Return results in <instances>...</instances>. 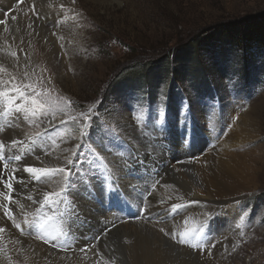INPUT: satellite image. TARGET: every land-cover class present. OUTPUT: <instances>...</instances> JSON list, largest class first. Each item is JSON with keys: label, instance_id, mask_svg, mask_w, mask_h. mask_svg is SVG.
<instances>
[{"label": "rangeland", "instance_id": "374dc122", "mask_svg": "<svg viewBox=\"0 0 264 264\" xmlns=\"http://www.w3.org/2000/svg\"><path fill=\"white\" fill-rule=\"evenodd\" d=\"M45 1L0 0V98L7 96L13 107L20 103L27 107L25 122L12 117L0 124V154H11L12 147L7 144L14 141L18 142L19 150L18 158L0 156V240L6 238V227L14 235L35 239L25 237L22 219L8 218L3 206L7 195L4 185L9 180L26 178L30 172L27 169H32L38 177L51 173L53 176L38 184L33 179L34 184L29 178L23 179L26 181L21 187H16L22 189L25 198L41 202L66 188L73 194L67 195L69 199L76 196L82 218L75 228L78 240L70 241L73 229L68 220H64L67 228L61 226V220L69 215L65 212L58 221L43 225L51 239L39 237L49 243V249L62 255L77 252L81 256L87 249L100 253L97 244L107 232L125 224L140 223L175 248L200 257L212 255L207 257L206 264H264V76L257 79L258 88L242 92L238 77L223 76L219 69L225 63L233 67L244 62L253 70L256 58L252 52L244 57L229 52L232 50L219 44L214 35L229 23L264 13V0H55L61 6L54 0ZM13 12L49 30L56 42L59 35L65 36L62 32L79 29L78 47L69 53L65 51L73 59L70 67L54 66L57 60L50 63L35 42H28L35 55L33 65L17 58L10 63L11 59L3 58L1 41H7L8 33H3L2 27L10 21ZM184 44L194 47L196 53L174 59L168 70L163 63L167 52L172 53L168 49H180ZM63 47L67 50L66 43L57 46L59 51ZM189 56L199 61L194 69L203 68L208 74L211 95L201 92L194 80L186 79L184 62ZM22 65L29 66V70L22 69ZM151 69L153 74L149 72ZM172 70L178 80L169 76ZM130 71H139L150 81L140 84V89L116 88V81ZM248 108L254 112L259 128L253 130L259 135L237 144L234 126L239 113ZM56 127L59 128L57 139L53 138L49 145L21 152L27 138ZM209 131H213L215 143L219 140L216 147L207 146L209 142L205 138ZM84 150L99 158H80ZM210 150L237 156L234 158L239 168L232 193L242 195L241 199L220 205L187 196L182 191L181 169L185 162L198 159ZM196 151L200 154L194 156ZM78 161V168L92 165V171L80 175L74 169ZM162 162H165L163 166ZM105 177L114 183L110 189L116 188L120 193L126 190L144 212L122 216L102 211L107 207L105 201L87 197L83 187L97 180L106 182ZM152 183L155 184L151 191ZM98 189L90 186L87 194ZM233 210L235 214L228 217Z\"/></svg>", "mask_w": 264, "mask_h": 264}, {"label": "bare ground", "instance_id": "6f19581e", "mask_svg": "<svg viewBox=\"0 0 264 264\" xmlns=\"http://www.w3.org/2000/svg\"><path fill=\"white\" fill-rule=\"evenodd\" d=\"M58 1L59 2H61V1L68 2L71 0H58ZM58 1L57 2L55 1L56 5L61 6V4L58 3ZM115 1H121V0H115ZM45 2H47V1H45ZM31 5H32V2H31ZM52 12H55V11H52ZM58 13H59V11H58ZM64 15H65V13H64ZM1 18H3V17H1ZM36 22H39V20ZM44 22H45V20H44ZM37 24H35L33 21H31V19H23L20 17V14L13 12V14L11 15L10 21L2 27V32L8 33L6 36L7 41H1L3 44V52L1 55L3 56V58L11 59L12 61L10 63L16 62L15 59L17 58L18 61H23V62H26L28 64L33 65V63L35 62V60H34L35 55L31 49V47L29 46L28 42H31V44L33 42H35V43L39 44L40 49L43 50V56L45 58H47L50 61V63L54 64V63H56V60H57L58 64H56L54 66L60 67V68L62 67L63 69L69 68L71 65V60H73V59H71L68 56V53L70 51H72L73 49H76L78 47L76 45L78 43L77 35H80L79 29L74 30L75 29L74 28L73 29L74 31L72 33L71 32H62L65 36L59 35V40L56 42L53 39V36L49 30L43 29L42 27H40ZM1 39H2V37H1ZM35 39H37V42L35 41ZM60 43H66L67 50L63 47L64 49H61L62 51H59L57 46L60 45ZM34 51L37 52V49L34 48ZM65 51L68 53L65 54ZM3 62H5V61H3ZM10 65L12 67L15 66L13 64H10ZM21 68L29 70L30 67L26 66V65H22ZM202 108H206V107L202 106ZM213 109L216 110V112L219 114L218 109H216V108H213ZM229 111L230 110L228 109L227 112H229ZM203 113H207V110H203ZM215 114H216L215 112L212 113L213 116H215ZM193 118H194V116H191V119H193ZM191 119H188V121H192ZM234 121L235 120L232 119L231 122L234 123ZM223 126H224V124H223ZM179 127H181V125ZM210 127L212 128V126H210ZM253 127L259 128V125L254 118V112H252V109L250 110L248 108V110L241 111L237 117V124L234 126V131H233L236 143L237 144H239V143L243 144V142L250 141V140L254 139V137H257L259 135L258 134L259 132H257L256 130H253ZM214 128H215V130H217V127L214 126ZM191 131H192V129H191ZM11 137H14V136H11ZM206 137L207 138H205V139H207V141L212 146L216 147L219 140H217L215 143L216 137L214 136L213 131H209L207 133ZM215 147H213V148L215 149ZM204 148H206L207 151L209 150L208 147H204ZM235 148H236V146H235ZM165 153L167 154V151ZM196 154H200V151L194 152V156ZM180 156H182V155H180ZM234 157H237V156L233 155V154L217 153L215 150H210L209 152H207V154L205 153V155H203V156L201 155V157L198 159L190 160L189 162L188 161L185 162V165H183V167H182L183 169H181L182 173H183L182 191L187 193V196L197 197L198 200H202V201L205 200V201H209L208 203H215V204H220V205L225 204V202H228V201H234V200L241 199L243 197L242 195L235 194L237 192L232 193L233 187L235 186V185H233V183L234 184L236 183L235 175H236V173H238V168H239V163L236 160V158H234ZM179 159H181V158H179ZM35 161H37V160H35ZM145 161H147V160H145ZM180 164H181V162H180ZM144 168H148V166L144 167ZM175 168H177V167H175ZM146 170H148V169H146ZM43 173H45V172H43ZM159 189H160V187H159ZM199 203H201V202H199ZM205 210H206V208H205ZM233 214H235L234 210L228 214V217L232 216ZM205 216H206V214H205ZM229 221H230V219H229ZM117 223H118V221H117ZM128 223H130V222H128ZM114 226H116V225H114ZM230 226H232V225H230ZM6 228L4 229L7 231L6 235H5L6 238L4 237L5 238L4 240H0L1 241V243H0V264H206V263H208L207 257H210V256L212 257V255L200 257L199 255L197 256V254L193 255V253L190 254L188 252L182 251V250L178 249L179 247L175 248L174 246L170 245V243L165 242L163 240L164 238L162 239L150 227L145 226V225L140 224V223H134V224L130 223V224H125L123 226L116 227L112 230L109 229L111 231L107 232V234L105 233L106 235L103 238L104 240L102 239L103 241L101 240L97 244V246H100V248H99L100 253L96 252L95 250L91 251V250L87 249V250H84V252H82L81 256L76 254L77 252L76 253L74 252L75 254L62 255L55 250L53 251V250L49 249L48 248V247H50L48 245L49 243L46 244L43 241L39 240V237L36 235L27 234L24 232L25 237L35 238L37 241L35 239H31V238L28 239V238H23L22 236L20 237V236L14 235L12 232H10L8 230L10 227L8 229H6ZM60 231H59V233H60ZM103 232H104V230H103ZM57 234H58V231H57ZM195 235H196V233H195ZM1 236H3V235H1ZM79 245H80V243H78V246ZM76 246H77V244H76ZM52 248H53V246H52ZM70 252H71V250H70ZM217 253H218V251H217ZM217 253L215 252V254H217Z\"/></svg>", "mask_w": 264, "mask_h": 264}, {"label": "trees", "instance_id": "16d2710c", "mask_svg": "<svg viewBox=\"0 0 264 264\" xmlns=\"http://www.w3.org/2000/svg\"><path fill=\"white\" fill-rule=\"evenodd\" d=\"M214 35L216 36L215 40H218L217 42H219V44L226 45L227 48L232 50L229 52L238 55L240 54L242 57H244L245 54L248 55L252 52V55L256 58V62L253 65V70H250L251 66L247 68L248 66L244 65V62L237 63L233 67H230L225 63V65L219 69V71L223 72L222 75L228 76L230 78L237 76L242 83L241 87L243 91H250L251 87L252 89L259 87V81L257 79H260L262 76H264V13L240 22L229 23L228 25L217 30ZM169 50L172 51V53L169 55L170 52H167V60L163 62L164 65L167 66L168 70L170 65L173 64L174 59H178L179 57L183 58L182 55L186 53L189 55L196 53V49L194 47L191 49L185 44L180 49L172 48L168 49V51ZM226 55H228V52ZM186 60V62L183 61L184 68L186 69L187 73L186 79L188 78L190 80H194V82L197 83L196 85L201 90H203L201 92L211 95L210 89L207 85L208 81L206 80L208 79V74L205 70H203V68L194 69L197 67L195 64H199L198 59L189 56L186 58ZM260 62L262 64H259ZM157 63L160 64L161 60ZM252 63H254V60ZM258 69H260V73ZM149 72L152 74L154 73L153 69H151ZM169 72L168 74L172 80H178V78L175 76L176 73L174 70ZM169 76H167V78ZM252 79L254 81H252ZM149 81L150 79L143 73H139V71H130V73L126 74L125 77L116 81V88L120 89L128 87L132 90L135 88L140 89V84H144Z\"/></svg>", "mask_w": 264, "mask_h": 264}, {"label": "snow or ice", "instance_id": "6c2138e0", "mask_svg": "<svg viewBox=\"0 0 264 264\" xmlns=\"http://www.w3.org/2000/svg\"><path fill=\"white\" fill-rule=\"evenodd\" d=\"M69 164L71 165L72 164V161H69ZM28 171H32V169H27ZM68 171L70 172V168L68 169ZM2 179V178H0Z\"/></svg>", "mask_w": 264, "mask_h": 264}]
</instances>
